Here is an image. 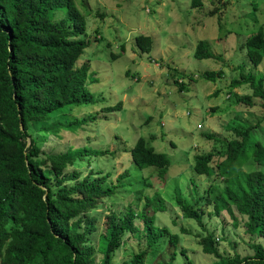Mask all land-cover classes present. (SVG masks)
I'll return each instance as SVG.
<instances>
[{
    "label": "rangeland",
    "instance_id": "374dc122",
    "mask_svg": "<svg viewBox=\"0 0 264 264\" xmlns=\"http://www.w3.org/2000/svg\"><path fill=\"white\" fill-rule=\"evenodd\" d=\"M74 2L85 14L82 37L87 41L76 65L87 63L93 73L94 81L87 87L95 101L62 114L66 121L82 117L87 121L74 131H63L61 138L41 131L53 118L30 121L28 131L45 152L84 146L101 151L75 161L80 176L108 174L109 184L117 185V176L128 171L119 181L123 186H115L114 193L90 211L98 224L110 212L121 217L127 206L139 211L143 196L158 192L165 209L154 213L153 224L178 236L172 246L164 235L142 261L133 263L132 256L144 248L143 231L126 232L111 264H168L172 249L171 264H210L214 257L201 252L198 244L204 232L192 218L183 216L181 204L201 212L202 224L213 234L222 256H250L252 243L264 247V238L245 231L244 216L225 210L213 214L211 203L204 200L205 190L221 185V178L196 174L191 167L196 154L213 152L217 159L232 137V126H251V136L263 146L260 158L264 160V107L256 97L251 105L236 100L250 93L246 83L229 87L230 80L240 79V72L264 76V56L253 65L243 47L245 38L258 28L264 33V0H201L194 8L190 0ZM137 34L150 37L149 52L138 50ZM198 40L205 42L213 57H195ZM120 45L122 53H118ZM212 70L221 72L215 80L200 77ZM117 103V110L101 109ZM138 137L167 156L162 178L155 167L139 169L130 160L128 149ZM259 168L264 166L251 158L241 165L244 171ZM133 222L141 227L138 217ZM93 236L95 240L96 233ZM100 256L96 251V264Z\"/></svg>",
    "mask_w": 264,
    "mask_h": 264
},
{
    "label": "trees",
    "instance_id": "16d2710c",
    "mask_svg": "<svg viewBox=\"0 0 264 264\" xmlns=\"http://www.w3.org/2000/svg\"><path fill=\"white\" fill-rule=\"evenodd\" d=\"M200 5L201 0H190V7ZM84 33L85 14L74 0H0V264H96V251L101 255L98 264H111L123 235L139 229L144 248L132 256L133 263L142 261L164 235L172 246L178 241L177 234L153 224L154 213L165 209L158 192L144 195L139 211L127 206L121 217L110 212L98 224L90 211L112 195L115 186H123L119 181L128 171L117 176V185L109 184L108 174L80 176L73 167L75 161L101 151L84 146L45 152L28 131L30 121L53 118L41 131L61 138L63 131H74L87 121L86 117L68 121L61 117L75 106L95 101L87 87L94 81L93 73L87 63L76 65L87 45ZM134 43L141 53L149 52L148 35H135ZM243 47L248 61L257 65L264 56L263 30L247 36ZM119 48L122 53L123 46ZM194 55L213 57L203 40H198ZM220 74L205 71L200 77L213 81ZM239 74L240 79L230 80L229 87L246 83L250 93L236 100L251 105L256 97L264 107L263 74ZM118 105L101 109L117 110ZM229 129L232 137L218 158L213 152L196 154L191 167L196 174L221 178V185L205 190L204 200L211 203L214 215L236 212L245 217L247 233L264 238V168L241 169L250 158L264 166L263 146L251 136V126ZM128 153L137 168L155 167L161 178L169 164L164 153L154 151L141 137ZM180 208L184 217L203 230L198 244L201 252L214 257L210 264H264V247L258 243L251 244L250 256H222L213 234L202 224L201 212L183 204ZM135 217L141 221L140 228L133 222ZM174 255L172 249L168 264Z\"/></svg>",
    "mask_w": 264,
    "mask_h": 264
},
{
    "label": "water",
    "instance_id": "95a60500",
    "mask_svg": "<svg viewBox=\"0 0 264 264\" xmlns=\"http://www.w3.org/2000/svg\"><path fill=\"white\" fill-rule=\"evenodd\" d=\"M19 128L21 129L22 128V124L21 123H19ZM27 141H28V139H26Z\"/></svg>",
    "mask_w": 264,
    "mask_h": 264
}]
</instances>
